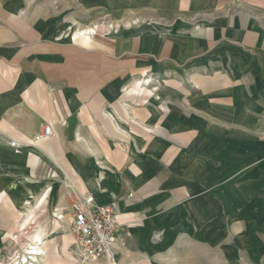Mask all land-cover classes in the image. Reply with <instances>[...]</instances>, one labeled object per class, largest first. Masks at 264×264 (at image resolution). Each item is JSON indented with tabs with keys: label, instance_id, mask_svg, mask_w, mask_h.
<instances>
[{
	"label": "crops",
	"instance_id": "0c3cea01",
	"mask_svg": "<svg viewBox=\"0 0 264 264\" xmlns=\"http://www.w3.org/2000/svg\"><path fill=\"white\" fill-rule=\"evenodd\" d=\"M82 1L0 0V204L89 192L125 223L118 264L165 259L264 169V0ZM57 235L40 264H82Z\"/></svg>",
	"mask_w": 264,
	"mask_h": 264
},
{
	"label": "rangeland",
	"instance_id": "374dc122",
	"mask_svg": "<svg viewBox=\"0 0 264 264\" xmlns=\"http://www.w3.org/2000/svg\"><path fill=\"white\" fill-rule=\"evenodd\" d=\"M46 1L54 2L52 6L59 10L61 3L57 2L58 0ZM18 3L31 6L39 3L46 4L45 0H13V4ZM73 7L76 8V6ZM66 8L69 9L70 5L68 4ZM100 17L99 21H103L102 26L109 27L116 24L111 22L107 15ZM83 30L79 29L76 32L78 34ZM258 159L255 158V161L259 162ZM258 168L259 170L255 171L252 176L248 178L245 175L240 176L233 183L234 186L230 188V199L233 204H223L221 221L200 222V229H197V222H189L190 240L187 247L164 254L165 259L158 261L145 259L125 261L124 264H264V177L261 172L263 168ZM228 191L223 189V197ZM8 196L12 205L8 207L0 204V264H29L31 255H26L25 251L26 247L31 246L30 237L35 229H42L41 248L44 253H46L45 242L49 245L53 242V237L58 236L57 233L68 234V232L51 216L53 211L51 204L38 209L36 217L33 219L31 216L30 224L22 230L23 220L20 219L26 213L27 208L24 204H17L10 194ZM58 201V203H64L60 199ZM32 205L33 202L31 207ZM16 218L19 220L17 224ZM3 231H10L14 233V236L4 237ZM24 255H26L27 262H24ZM115 255L117 257V253ZM114 262L118 264L115 259ZM104 264L107 263L104 262Z\"/></svg>",
	"mask_w": 264,
	"mask_h": 264
},
{
	"label": "built area",
	"instance_id": "2783aa9c",
	"mask_svg": "<svg viewBox=\"0 0 264 264\" xmlns=\"http://www.w3.org/2000/svg\"><path fill=\"white\" fill-rule=\"evenodd\" d=\"M51 135V126L45 124L36 134L34 141L46 139ZM9 145L19 151V142L10 140ZM67 211L54 210L52 216L73 237L69 254L79 263L113 264L115 253L125 246L123 234L125 223L115 214L112 203H99L94 194L73 190Z\"/></svg>",
	"mask_w": 264,
	"mask_h": 264
},
{
	"label": "bare ground",
	"instance_id": "6f19581e",
	"mask_svg": "<svg viewBox=\"0 0 264 264\" xmlns=\"http://www.w3.org/2000/svg\"><path fill=\"white\" fill-rule=\"evenodd\" d=\"M85 31V30H84ZM80 34V32L78 33ZM24 205H28V202L25 201ZM55 218V217H54ZM32 219V217L30 216V218L26 221H23L22 224V230L26 228V226H28L30 224V220ZM56 219V218H55ZM57 220V219H56ZM58 221V220H57ZM59 222V221H58ZM60 223V222H59ZM30 242L29 244L31 246L26 247V251L25 254L26 255H31L30 256V260L31 262H29V264H40L43 256L45 255L44 251L41 248V243L43 241L42 239V233H41V228L39 229H35V231L33 232V234L30 237ZM26 255H24V262H27V258ZM113 264H115L114 260L112 262ZM17 264V263H16Z\"/></svg>",
	"mask_w": 264,
	"mask_h": 264
}]
</instances>
